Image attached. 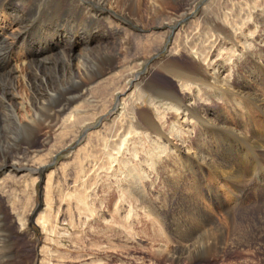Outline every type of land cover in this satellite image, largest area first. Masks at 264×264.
Here are the masks:
<instances>
[{"label":"rangeland","instance_id":"374dc122","mask_svg":"<svg viewBox=\"0 0 264 264\" xmlns=\"http://www.w3.org/2000/svg\"><path fill=\"white\" fill-rule=\"evenodd\" d=\"M121 1L112 5L111 0H106L102 7H98L95 0H9L8 3L0 0L3 11L0 13V30L4 29L0 36V88L3 75L18 69V73L26 75L29 82L39 81L32 90L40 100L43 98L36 119L31 116L29 123L18 118L25 124L22 127L24 132L18 135L9 125L8 105L7 102L5 105L1 103L0 93V140L5 147L0 155V264H176L166 256H159L156 250L161 244L174 246L176 237L170 235L165 226L156 225L141 204L157 199L163 210L174 215L175 224L180 223V232L190 231L195 217L186 202L191 204L198 199L197 161L192 163L194 166L177 164L183 178L172 181L165 174L168 172V161H165L168 150L159 162H155L153 153L149 154L153 160L151 166L143 162L151 151L145 136H129L127 145L118 149L123 139L119 136L125 135L122 132L125 126L119 123L120 119H117L119 124L116 122L114 134L105 135L110 133L108 126L119 112L122 95L119 91L113 97L110 95L118 83L116 86L111 84L107 94L97 99L98 103H89L95 99L96 93L91 89L93 85L88 86L90 91L87 90L78 102L50 119L51 113L58 108L47 99L42 81L46 73L42 70L49 67L53 70L57 64L60 76L70 70V64L78 76L77 73L82 71L78 65L83 63L81 57L86 56L84 62L89 66L96 65L95 61L105 51L113 58L114 69L110 71L106 67L100 82L119 77L121 72L128 74L129 78L132 76V80L134 75L143 74L140 76L143 78L148 74L158 86L179 92L178 83L172 77L162 76L153 63L166 59L167 52L163 49H167L170 40L172 42L176 36L188 41L193 33L198 35L205 27L203 15L208 4L217 8L216 5H222L225 0ZM234 1L239 2L241 8L245 3V0ZM257 3L262 4L264 0ZM231 10L236 13L239 9L234 6ZM95 12L100 14L97 21L87 18V13L93 16ZM252 25L248 27L250 31ZM256 35L264 37L260 32ZM2 38H7L6 42ZM160 44H163L161 49ZM169 59L183 69L190 68L193 62L207 67V63L195 58L191 50L172 54ZM36 67L43 74L40 80ZM252 71L253 82L264 84V67L256 66ZM52 74L54 79L51 81L56 83V72ZM55 85L58 88L59 84ZM18 92L22 99L30 95L25 88L18 87ZM69 93L77 94V90L71 89ZM67 96L60 91L55 98L62 104ZM77 105L90 106L86 113L80 112L79 117L95 114L94 106L105 112L87 122V128L80 131L78 125L71 128L72 122H64ZM133 107L135 117L139 111L155 116L147 103ZM253 116L256 122L260 121L257 115ZM128 117L124 119L127 123L130 121ZM169 122V117L164 115V131ZM8 130L12 134H7ZM223 146L225 158L235 159L238 168L254 164L255 155L251 150L238 147L232 140L225 141ZM15 164L26 168L16 172ZM50 164L53 165L42 176L33 171ZM251 195L248 196V205L255 199ZM209 201L213 202L212 197ZM258 202L264 203L261 199ZM38 205L41 207L31 221ZM39 216L43 217L44 225L36 223ZM252 217L256 218L255 215ZM188 218L190 224L187 227ZM263 250L264 238L257 246L233 249L216 257H196L192 263L181 260L177 264H264Z\"/></svg>","mask_w":264,"mask_h":264},{"label":"bare ground","instance_id":"6f19581e","mask_svg":"<svg viewBox=\"0 0 264 264\" xmlns=\"http://www.w3.org/2000/svg\"><path fill=\"white\" fill-rule=\"evenodd\" d=\"M6 1L8 3L9 0ZM95 1L98 7H102V4L106 2V0ZM111 1L113 5L114 3L118 4L119 0ZM159 1L163 2L164 0ZM257 2L258 0H245L242 8L241 4L235 3L234 0H225L222 5H216L217 8L208 4L203 15L205 27H202L203 30H200L198 35L195 36L193 33L188 41L181 40L178 36L172 42L170 40L168 48L163 49L167 52L166 59L152 63L162 76L172 77L178 83V87L181 89L179 92L158 86L155 81L149 78L148 74L143 78H140L143 74L134 75L135 78L132 80V76L129 78L128 74L121 72L119 77L107 79L108 84H105L106 81L100 82L106 67L110 71L114 69L113 58L106 55L105 51L101 52V58L98 57L95 61L96 65L90 64L89 66L84 62L86 56L81 57L80 61L83 63H78V65L82 71L77 73L78 76L74 70H71L70 64L68 65L70 70H65L60 76H58L57 69L59 67L57 64H54L53 70H50L51 67L44 68L42 70L43 73H46L44 77L36 67L37 77L39 80L42 77L46 87L47 99L55 105V108H58L56 112L51 113L50 119L52 116L56 117L58 113H64L69 106L78 102L88 90V86L93 85L91 89L93 88L96 93L94 100L88 99L89 103H98V100L107 94L111 84L116 86L118 83V87H114L115 91L110 95L112 97L117 95L116 91L122 95L118 107L119 112L117 118L112 120V125L108 126L110 133L105 134L113 135L119 122L117 119H120L119 123L125 126V130L122 131L125 135L119 136L123 139L118 149L127 145L129 136L134 138L145 136L149 141L151 151H148L146 161L143 162L151 166L150 163L153 160L150 156L152 153L155 162H159L168 150L169 154L165 157V161H168L169 166L167 165L168 172L165 174L166 178L172 181L183 178L182 173L177 169V164L179 166L181 164L184 166V163L193 165L194 161H197L198 199L197 202L194 201L191 204L186 202L189 205L188 208L193 212V218L195 217V223L192 221V227L189 226L191 227L188 229L190 231L180 232L182 228L180 223L178 225L181 228H178L174 222V215H170L168 210H163L157 204V199L151 202L143 200L144 202L141 204V208L146 211L145 214L150 216L156 225L165 226V230L176 237L174 246L168 247L161 244L156 249L159 256H166L169 261L176 264L181 260L191 262L196 257L204 258L209 255L216 257L233 249L257 246L258 243H262L264 238V229H262V227L264 228V203L258 202L259 199L264 201V84L261 85L256 80L253 82L254 71H252L256 66L264 67V37L259 38L256 35L260 32L264 36V3L258 4ZM234 6L239 9L236 13L231 10V7ZM0 9V13L3 14L2 8ZM94 14L91 16L87 13V18L97 21L100 14L98 15L96 12ZM251 23L253 25L250 31L248 27ZM3 30H0V36ZM4 34L8 33L4 32ZM2 39L3 42L7 40V38ZM167 42L169 43V38ZM162 46L163 44H160V49ZM183 50H191L195 58L200 62L207 63V67H201L193 62L190 68L183 69L169 59L172 54ZM53 71L56 72L54 75L57 77L58 88H55L56 83L51 81ZM3 78L0 88L1 103L5 105L7 102L9 114L7 119L11 123L9 125H12L16 134L21 135L24 132L22 127L25 124H22L18 118L23 122L31 123L32 118L30 119V117L36 119L40 106L43 105V98L40 100V97L32 90L35 83H39V81L29 82L26 75L24 76L22 72L18 73V69L9 71L3 75ZM18 87L28 89L30 95H26L24 99L20 98ZM71 89H76L77 94L69 93ZM60 91L63 95L65 93L68 95L62 104L55 98ZM145 103L149 108H152L155 116H151L146 111H139L137 120L133 105ZM87 107L77 105L75 110L69 112L64 122H72L70 123L71 128L78 125L81 131L84 127L87 128L85 126L87 122L93 121L95 116L105 112L104 109L100 110L98 106H94L91 108L95 114L79 117L80 112L88 111ZM128 114L132 115L130 119ZM253 114L257 115L259 122H256ZM164 115L170 119L166 131L162 129ZM127 117L130 120L128 123L124 120ZM86 132L87 130L82 135ZM7 134L12 133L8 130ZM228 140H232L238 147L242 146L245 150H251L255 155L254 164H250L248 168H238L235 159L225 158L226 155L223 151L225 145L223 146V144ZM4 149L0 140V155ZM228 150L230 151V148ZM149 154L151 155L149 156ZM42 165L44 163L39 167ZM14 168L18 172L26 167L15 164ZM44 168H36L37 170L33 171L40 172L42 176V173L45 172ZM184 173L186 172L184 171ZM188 180L190 181V178ZM41 181L43 182V178ZM189 181L187 182L189 183ZM190 184L189 186H191ZM203 186L204 189H202ZM251 194L255 199L248 205L247 200ZM209 197H212L213 202L209 201ZM254 215L256 218L252 217ZM42 218H38L36 223L44 225ZM189 220L190 218L185 223L187 227L190 224Z\"/></svg>","mask_w":264,"mask_h":264},{"label":"water","instance_id":"95a60500","mask_svg":"<svg viewBox=\"0 0 264 264\" xmlns=\"http://www.w3.org/2000/svg\"><path fill=\"white\" fill-rule=\"evenodd\" d=\"M98 125H99V123L96 124L95 128H96ZM79 140H80V139H79ZM79 140L77 141V143L79 142ZM77 143H76V144H77ZM72 148H74V147H72ZM55 159H56V156H55ZM52 165H53V164H50L48 167H45L44 169L47 170V169L50 168ZM43 172H44V171H43ZM42 175H43V173H42ZM38 187H39V189L41 190V188H42V181H40ZM40 207H41V206L38 205V209H36V211L34 212L33 217L31 218V221H32V219L35 217V215H36V213H37V211L39 210Z\"/></svg>","mask_w":264,"mask_h":264}]
</instances>
